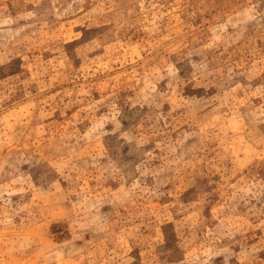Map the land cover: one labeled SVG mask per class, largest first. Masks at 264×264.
I'll list each match as a JSON object with an SVG mask.
<instances>
[{
  "label": "rangeland",
  "instance_id": "rangeland-1",
  "mask_svg": "<svg viewBox=\"0 0 264 264\" xmlns=\"http://www.w3.org/2000/svg\"><path fill=\"white\" fill-rule=\"evenodd\" d=\"M0 264H264V0H0Z\"/></svg>",
  "mask_w": 264,
  "mask_h": 264
}]
</instances>
